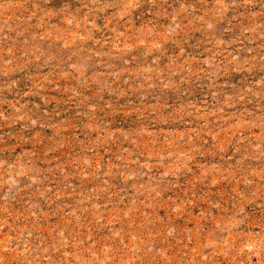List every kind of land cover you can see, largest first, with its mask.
Listing matches in <instances>:
<instances>
[{"label": "rangeland", "instance_id": "rangeland-1", "mask_svg": "<svg viewBox=\"0 0 264 264\" xmlns=\"http://www.w3.org/2000/svg\"><path fill=\"white\" fill-rule=\"evenodd\" d=\"M0 264H264V0H0Z\"/></svg>", "mask_w": 264, "mask_h": 264}]
</instances>
